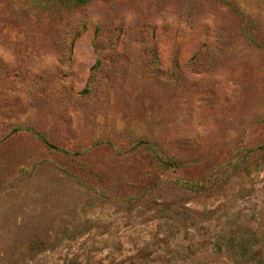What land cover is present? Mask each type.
<instances>
[{
    "label": "rangeland",
    "instance_id": "374dc122",
    "mask_svg": "<svg viewBox=\"0 0 264 264\" xmlns=\"http://www.w3.org/2000/svg\"><path fill=\"white\" fill-rule=\"evenodd\" d=\"M230 225L264 262V0H0V264H230Z\"/></svg>",
    "mask_w": 264,
    "mask_h": 264
},
{
    "label": "trees",
    "instance_id": "16d2710c",
    "mask_svg": "<svg viewBox=\"0 0 264 264\" xmlns=\"http://www.w3.org/2000/svg\"><path fill=\"white\" fill-rule=\"evenodd\" d=\"M60 2H70L74 5H85L92 0H59ZM161 166L164 169H173L178 167V164L172 160H160ZM206 182L201 183H184L185 188L195 192L201 193L206 190ZM233 226H227V228L222 229L217 233L215 242L212 247V251L216 255H226L230 259V264H242L245 260H248L253 253L256 251L257 244L261 242V238H255L251 236L250 238H243L237 240L231 231ZM264 239V237H262ZM260 264H264L261 262Z\"/></svg>",
    "mask_w": 264,
    "mask_h": 264
}]
</instances>
